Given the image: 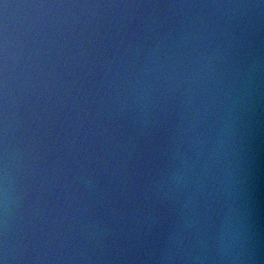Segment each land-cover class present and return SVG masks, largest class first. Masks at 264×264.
Wrapping results in <instances>:
<instances>
[{
  "label": "clouds",
  "instance_id": "clouds-1",
  "mask_svg": "<svg viewBox=\"0 0 264 264\" xmlns=\"http://www.w3.org/2000/svg\"><path fill=\"white\" fill-rule=\"evenodd\" d=\"M0 264H264V0H0Z\"/></svg>",
  "mask_w": 264,
  "mask_h": 264
}]
</instances>
